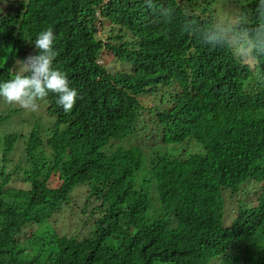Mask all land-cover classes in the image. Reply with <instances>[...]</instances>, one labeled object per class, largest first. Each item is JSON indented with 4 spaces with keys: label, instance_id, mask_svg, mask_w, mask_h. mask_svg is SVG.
<instances>
[{
    "label": "trees",
    "instance_id": "16d2710c",
    "mask_svg": "<svg viewBox=\"0 0 264 264\" xmlns=\"http://www.w3.org/2000/svg\"><path fill=\"white\" fill-rule=\"evenodd\" d=\"M214 2L0 0V57L7 55L0 83L14 78L17 60L36 54L37 35L51 27L53 68L78 94L70 112L54 93L43 100L46 132L35 126L26 136L3 137L0 264H264L256 239L264 234V83L257 82L264 76L227 48L202 43L197 28L214 24L207 15ZM245 2L230 24H264L259 0ZM189 18L196 24L186 33ZM106 23L116 32L103 38ZM107 54L125 70L108 71ZM160 90L166 98L153 111L165 140H193L201 152L156 155L143 164L139 148L121 141L135 131L140 98ZM22 138L24 167L7 172ZM142 168L145 188L137 186ZM19 171L25 188L11 186ZM247 181L262 184L257 205L239 207L225 227L222 192L234 194ZM83 185L87 200L99 202L90 237L53 230L36 240L25 234L29 247L22 245L27 226L47 222Z\"/></svg>",
    "mask_w": 264,
    "mask_h": 264
},
{
    "label": "rangeland",
    "instance_id": "374dc122",
    "mask_svg": "<svg viewBox=\"0 0 264 264\" xmlns=\"http://www.w3.org/2000/svg\"><path fill=\"white\" fill-rule=\"evenodd\" d=\"M245 0H215L213 6H211L207 15H212L213 22H227L234 23L233 12L241 6L245 5ZM104 24V32H101L104 38L112 29L111 26ZM103 63L108 71L117 72L119 70H125L124 63L119 62L111 54L103 57ZM20 70V66L17 62L13 65L12 71L17 73ZM165 99V94L160 90L157 93L144 95L140 98L143 110L141 116L135 126V131L122 142L125 147L139 148L143 155V164L147 163L152 156H158L167 154L169 156L181 155L183 158L188 154L200 153V146L193 140H185L179 143H172L168 139L165 140L163 135V126L155 122L154 107L160 102V99ZM39 109L37 111H31L20 108L18 105L6 104L3 98H0V159L3 147V137L9 133L24 134L26 136L28 132L35 126L46 132V129L50 125V121L45 116V102L39 101ZM162 104V103H161ZM163 106V104H162ZM42 132V133H43ZM23 138L20 139L15 145L14 151L9 155V162L5 164L6 171L11 172L16 165H20L22 169L23 164ZM0 162V167H1ZM17 180L11 183L12 187L25 188L21 182L22 171H19ZM141 173V174H140ZM141 175L139 180V187L147 185L148 178L142 168L138 175ZM137 184V183H136ZM56 185V177L51 181V186ZM261 184L254 181H249L242 184L238 191L231 194L230 191H223L222 196L225 201L224 208V226H228L236 217L239 207L243 206H256L257 197L261 192ZM145 188V187H144ZM87 187L86 185L76 187L70 196V200L67 205L63 206L61 211L56 213L47 222L37 225L27 226L24 229L21 236L22 245L29 247L28 242H25L24 235L29 236L34 234L29 240L35 239L36 236L47 235L52 233L53 230L59 236L73 237L77 240L90 237L94 229V221L99 217L98 212L92 210L99 204L95 199L89 198L87 200ZM151 196L155 197L154 189L150 190ZM261 230L257 235V244L262 246L264 243V234ZM28 240V239H27ZM212 264H220L219 260L214 261Z\"/></svg>",
    "mask_w": 264,
    "mask_h": 264
},
{
    "label": "clouds",
    "instance_id": "9594fccd",
    "mask_svg": "<svg viewBox=\"0 0 264 264\" xmlns=\"http://www.w3.org/2000/svg\"><path fill=\"white\" fill-rule=\"evenodd\" d=\"M146 3L151 7L150 0ZM257 10L264 13V0H259ZM195 24L196 20L189 18L184 25L185 32L191 31ZM197 32L203 44L227 48L235 60L250 72L255 71L257 78L264 76V67H261L264 65V24L251 26L242 18L235 25L218 22L205 29L197 28ZM55 39L51 27L41 31L33 43L36 54L17 60L20 70L14 78L0 83V98L6 104L37 111L38 102L45 100L49 93H54L58 97V106L65 112L72 110L78 94L69 86L66 74L53 68V61L58 55L54 49ZM7 52L11 53V49ZM6 62L7 55L0 57V66ZM257 82L264 83V79H257Z\"/></svg>",
    "mask_w": 264,
    "mask_h": 264
}]
</instances>
